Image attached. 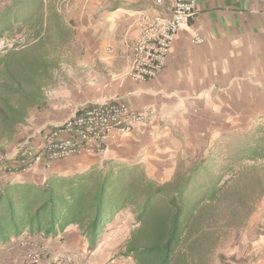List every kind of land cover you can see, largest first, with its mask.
I'll return each mask as SVG.
<instances>
[{
	"label": "trees",
	"instance_id": "obj_1",
	"mask_svg": "<svg viewBox=\"0 0 264 264\" xmlns=\"http://www.w3.org/2000/svg\"><path fill=\"white\" fill-rule=\"evenodd\" d=\"M2 2L0 38L24 35L27 41L0 52V155L28 126L30 111L42 110L44 92L74 40L73 21L63 19L59 0ZM262 200L264 123L216 132L205 154L176 158L164 181L139 163L103 162L43 183L0 184V246L77 226L94 252L107 225L129 209L134 225L119 256L135 264H229L219 249L249 226ZM255 232L264 237V218ZM260 251L264 255V246Z\"/></svg>",
	"mask_w": 264,
	"mask_h": 264
},
{
	"label": "crops",
	"instance_id": "obj_2",
	"mask_svg": "<svg viewBox=\"0 0 264 264\" xmlns=\"http://www.w3.org/2000/svg\"><path fill=\"white\" fill-rule=\"evenodd\" d=\"M72 2L87 4L86 11L78 12L75 22L79 25L77 36L87 43L85 65L89 66V79L80 90L71 89L61 96L55 110H50V118L35 123L30 115L29 124L19 137L27 135L31 127L38 128L31 136L36 146L41 129L51 130L77 106L114 99L133 111H152L148 122L140 127L135 124L130 134L141 141V149L155 146L157 153L165 154L169 162L156 173L166 172L168 179L176 157L169 160L173 146L189 140V145L199 147V154H205L216 132L236 129L242 116L251 119V115H264V0H195V16L177 35L163 70L157 78L146 82H135L124 75L130 63L129 46L138 34L133 13L142 9L150 14H166L172 0H166L163 6H156L151 0ZM64 136L62 133L61 137ZM15 146H10L13 153ZM113 149L115 152L108 156L121 155V147ZM106 158L107 153L103 159ZM148 169L157 177L154 169L146 167L147 172ZM59 173L66 174L62 170ZM47 176L42 166L35 164L12 179L43 183ZM126 215L133 221L129 209L119 212L107 225L94 252H89L79 228L69 226L53 238L25 234L0 246V264H21L25 255L37 248L49 255L42 264L65 256L75 264H134L130 257L110 253V246L106 245L110 234L120 232L119 226L126 230Z\"/></svg>",
	"mask_w": 264,
	"mask_h": 264
},
{
	"label": "rangeland",
	"instance_id": "obj_3",
	"mask_svg": "<svg viewBox=\"0 0 264 264\" xmlns=\"http://www.w3.org/2000/svg\"><path fill=\"white\" fill-rule=\"evenodd\" d=\"M73 0H59L58 10L62 15L65 21H73L74 25V40L69 45L67 51V57H65L64 61L61 63L60 68L55 71L53 80L50 83L49 87L44 92V105L42 110H32L30 111L29 117L33 118L32 120L36 123L40 119L43 120L44 117L50 118L52 116L51 109L55 110L57 103H59V98L64 94H67L68 91L76 89L80 90L85 83H87V79H89V66L85 65V59L87 58V43L82 37L77 36L76 28L79 26L75 22V17L78 12L86 11L87 4L84 3H73ZM3 7V2L0 0V9ZM84 7V8H83ZM82 25V22H81ZM27 41V37L24 35H18L15 37L4 36L0 38V52L5 51L8 48L14 47L17 49L18 47L23 46ZM85 104V103H84ZM47 111L49 113L47 114ZM41 115V116H40ZM153 116V114H152ZM30 117V118H31ZM65 117L64 119H66ZM264 123V116L263 115H251L250 116H242L240 117L238 126L236 129L231 128L227 130H223L222 132H230V133H240L245 132L251 128V126H257L259 124ZM29 124V123H28ZM144 126L139 124L138 127ZM32 129L27 135H21L20 137L17 136L15 141L12 144H16L15 152L13 153L10 146L5 147L3 152L0 155V159L2 162V167L0 165V184H4L6 182H17L13 180L12 177L17 175L20 172H16L12 175H9L5 172L4 166L12 163L16 160V149L19 144L24 142L28 137H31L33 133L36 131V127H31ZM36 128V129H35ZM44 130V129H41ZM144 131V130H143ZM132 132V131H131ZM130 132V133H131ZM124 134L121 136H116L113 139H110L108 142L107 149L104 154L102 155H81L71 157L62 161H59L57 165L51 167V169L46 170L43 167L45 173L49 176L52 175H61L59 173L60 170L65 172L66 174H74L78 172H82L93 165H101L103 162H112L118 164H125V165H133L139 163L143 168L146 170V167H149L151 170H155L154 174L157 177H154L150 174L148 169V175L158 181H164L167 178V173H156V170L165 168L167 163L169 162L165 154L157 153V147H151L148 149H141V141L138 140L137 136H133V134ZM159 134H157L158 136ZM152 136V135H151ZM156 137V134H153ZM180 146H173L171 149V153L168 156L171 158L174 156L175 159H181L188 161L190 158H195L199 156V147L195 148L194 146L189 145V140L181 141ZM185 144V145H184ZM113 147L119 148L121 147V155L117 154L116 158L108 156L111 152L114 151ZM132 147V148H131ZM109 148V149H108ZM115 152V151H114ZM107 158L103 159L106 156ZM116 155V153H114ZM10 158V159H7ZM168 161V162H167ZM174 161V160H173ZM142 162V163H140ZM175 162V161H174ZM61 164V165H59ZM151 165L153 167H151ZM58 170V171H57ZM147 171V170H146ZM68 173V174H67ZM46 177V178H47ZM27 182V181H26ZM132 214V213H131ZM133 216V215H132ZM127 217V228L126 230H121L120 226L118 230L119 233L113 232L110 234L109 240H107L106 245L110 246V253L116 252V256H119V253L124 249L125 243L129 237V234L134 225V219L131 221V217L126 215ZM264 218V200H262L257 208L256 214L252 217L249 226L242 232L236 234L231 238V240L226 243L223 247H221L218 251V254H222L228 260L229 264H264V255L261 253L260 248L264 246V237L258 236L255 232V225L257 224L259 219ZM111 230V229H109ZM109 230L107 232H109ZM117 235V236H115ZM117 237V238H116ZM258 244V247H257ZM97 249V248H96ZM122 249V250H121ZM35 254H40V257L44 260H48L49 255L46 251H43L40 248L34 249L33 251L29 252L25 255L21 264H31L33 257ZM256 260V261H255ZM59 261H68L70 264H75L67 256L61 257L52 262V264H57ZM44 263V264H48ZM39 263V262H37ZM135 264V263H134ZM217 264H220L217 262Z\"/></svg>",
	"mask_w": 264,
	"mask_h": 264
},
{
	"label": "built area",
	"instance_id": "obj_4",
	"mask_svg": "<svg viewBox=\"0 0 264 264\" xmlns=\"http://www.w3.org/2000/svg\"><path fill=\"white\" fill-rule=\"evenodd\" d=\"M163 6L166 0H151ZM195 16V0H172L168 13H133L137 36L130 44V63L125 77L135 82L155 79L163 70L166 57L180 30ZM152 111H133L126 103L114 99L81 104L74 112L49 131L41 130L36 146L32 137L18 145L16 160L4 166L7 174L25 171L35 164L51 169L56 162L81 155H102L108 142L129 134L135 124H146ZM65 133L66 136L61 137ZM2 159L0 165L2 167ZM35 254L32 262L41 261ZM57 264H70L59 261Z\"/></svg>",
	"mask_w": 264,
	"mask_h": 264
}]
</instances>
